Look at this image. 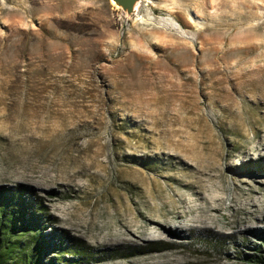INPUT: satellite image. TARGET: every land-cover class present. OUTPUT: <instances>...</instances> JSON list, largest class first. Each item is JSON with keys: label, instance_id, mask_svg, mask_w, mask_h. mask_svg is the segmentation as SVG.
<instances>
[{"label": "rangeland", "instance_id": "obj_1", "mask_svg": "<svg viewBox=\"0 0 264 264\" xmlns=\"http://www.w3.org/2000/svg\"><path fill=\"white\" fill-rule=\"evenodd\" d=\"M0 185L97 264H263L264 0H0Z\"/></svg>", "mask_w": 264, "mask_h": 264}, {"label": "trees", "instance_id": "obj_2", "mask_svg": "<svg viewBox=\"0 0 264 264\" xmlns=\"http://www.w3.org/2000/svg\"><path fill=\"white\" fill-rule=\"evenodd\" d=\"M50 220L33 188L0 185V264H97L93 248L66 233L48 232ZM257 250L263 253L247 258L264 264V248Z\"/></svg>", "mask_w": 264, "mask_h": 264}, {"label": "water", "instance_id": "obj_3", "mask_svg": "<svg viewBox=\"0 0 264 264\" xmlns=\"http://www.w3.org/2000/svg\"><path fill=\"white\" fill-rule=\"evenodd\" d=\"M111 1L115 3L119 8H121L127 16H132L136 14L142 2V0H111Z\"/></svg>", "mask_w": 264, "mask_h": 264}]
</instances>
